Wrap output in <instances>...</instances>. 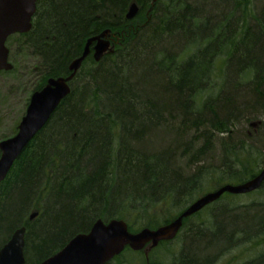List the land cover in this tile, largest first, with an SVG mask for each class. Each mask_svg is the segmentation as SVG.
<instances>
[{
  "label": "trees",
  "instance_id": "obj_1",
  "mask_svg": "<svg viewBox=\"0 0 264 264\" xmlns=\"http://www.w3.org/2000/svg\"><path fill=\"white\" fill-rule=\"evenodd\" d=\"M106 29L113 52L84 59L0 182V248L24 226L25 264L98 219L154 229L264 166V0H37L31 30L7 46L35 58L36 91L68 76ZM107 264H264V182L224 193L147 254L126 247Z\"/></svg>",
  "mask_w": 264,
  "mask_h": 264
},
{
  "label": "water",
  "instance_id": "obj_2",
  "mask_svg": "<svg viewBox=\"0 0 264 264\" xmlns=\"http://www.w3.org/2000/svg\"><path fill=\"white\" fill-rule=\"evenodd\" d=\"M36 3L37 0H0V71H9L13 68L9 62V50L6 47L7 38L13 34H24L31 30ZM138 11L139 7L132 2L128 7L126 19H132ZM114 35L106 29L89 38L82 54L71 61L69 65L71 73L68 76L48 78L40 90L32 93L25 113L17 126V132L0 141V182L6 178L15 160L45 126L61 101L68 96L71 91L69 83L84 59L92 51L93 59L98 62L104 54L113 52L111 37ZM263 182L264 166L255 176L243 183L225 184L214 191L205 193L176 218L154 229L142 228L132 233L128 230L125 221L121 219H112L107 222L98 219L88 232L76 234L63 248L39 264H107L121 254L126 247L133 251L144 249L146 253L162 241L173 240L182 226L183 219L215 202L224 193L248 194L259 189ZM37 214V212L32 213L29 219H33ZM25 232L24 226L17 228L0 248V264H25Z\"/></svg>",
  "mask_w": 264,
  "mask_h": 264
},
{
  "label": "rangeland",
  "instance_id": "obj_3",
  "mask_svg": "<svg viewBox=\"0 0 264 264\" xmlns=\"http://www.w3.org/2000/svg\"><path fill=\"white\" fill-rule=\"evenodd\" d=\"M8 48L13 70L0 73V141L10 137L18 126L40 79L30 53H18L15 43Z\"/></svg>",
  "mask_w": 264,
  "mask_h": 264
}]
</instances>
